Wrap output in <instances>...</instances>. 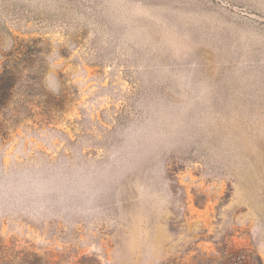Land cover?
I'll use <instances>...</instances> for the list:
<instances>
[{"label":"rangeland","instance_id":"374dc122","mask_svg":"<svg viewBox=\"0 0 264 264\" xmlns=\"http://www.w3.org/2000/svg\"><path fill=\"white\" fill-rule=\"evenodd\" d=\"M0 264H264V0H0Z\"/></svg>","mask_w":264,"mask_h":264}]
</instances>
